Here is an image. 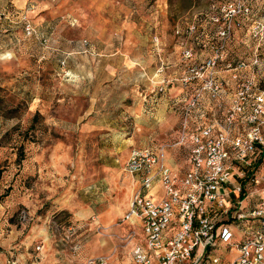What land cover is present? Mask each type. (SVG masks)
<instances>
[{
	"label": "rangeland",
	"instance_id": "374dc122",
	"mask_svg": "<svg viewBox=\"0 0 264 264\" xmlns=\"http://www.w3.org/2000/svg\"><path fill=\"white\" fill-rule=\"evenodd\" d=\"M109 1L127 12L112 10L113 20H103L109 15L100 0H81L80 20H49L47 30L24 11H10L18 20L0 14V52L14 55L0 56V264H88L99 257L109 264L112 252L117 255L137 238L136 233L127 241L134 228L121 230L142 177L124 169L130 152L174 150L181 154L176 174L184 173L187 149L173 144L182 116L171 108L165 80H177L211 53L216 25L206 15L230 0ZM252 7L254 18L264 14V0ZM250 22L234 21L217 65L228 86L216 99L204 91V124L221 123L235 94L228 63H244L238 77L252 78L264 91V36L252 37ZM192 23L196 30L188 34ZM199 32H204L201 54L193 41ZM185 48H192L190 58H184ZM172 116L177 121H170ZM240 125L231 127L230 137L245 135ZM262 155L251 164L232 160L231 167L243 172L247 183L264 167ZM237 173L234 186H239ZM257 187V192L264 188ZM263 219L247 224L260 227ZM228 229L235 234L234 225ZM106 238L114 245L103 252ZM217 245L211 252L221 264L235 258L234 249Z\"/></svg>",
	"mask_w": 264,
	"mask_h": 264
},
{
	"label": "built area",
	"instance_id": "2783aa9c",
	"mask_svg": "<svg viewBox=\"0 0 264 264\" xmlns=\"http://www.w3.org/2000/svg\"><path fill=\"white\" fill-rule=\"evenodd\" d=\"M256 1L230 0L212 6L216 8L215 13L206 15L216 25L217 44L181 79L185 84L192 81L199 84L183 98V105L178 109L182 117L177 145L186 147L189 168L179 177L149 149H133L125 162L128 173H142L141 187L132 195L122 217L123 221L138 222L142 230L144 245L133 246L130 253L133 264H221L220 258L211 252V248L218 247L217 243L236 251L228 264H264V227L247 224L248 219L264 217V193L261 197L264 188L256 205L243 212L240 185L233 184L237 169L231 167L232 160L251 164L264 151V91L255 88L252 78L238 77V69L244 63H228L235 94L221 113V123L204 124V113L199 114L198 107L204 91L216 99L228 86L218 75L217 65L223 58L225 42L235 29L234 21L251 20L252 37L259 41L263 38L264 14L257 19L253 15L252 4ZM25 29L31 30L29 24ZM186 29L191 34L196 25L192 23ZM191 55L189 49L184 50V58ZM236 122L246 127L245 135L230 137V129ZM154 163L157 168L151 173ZM237 175L243 177V172ZM155 180L165 193L159 203L145 195ZM263 180L262 176L253 175L247 183L252 182L258 190ZM231 224L235 234L228 229ZM135 235V229L130 230L127 241ZM88 264H108V260L99 257L88 260Z\"/></svg>",
	"mask_w": 264,
	"mask_h": 264
},
{
	"label": "crops",
	"instance_id": "0c3cea01",
	"mask_svg": "<svg viewBox=\"0 0 264 264\" xmlns=\"http://www.w3.org/2000/svg\"><path fill=\"white\" fill-rule=\"evenodd\" d=\"M98 5L100 8H103L105 10V12L103 13L104 16L106 14L109 15L108 18L104 17L103 20H113L112 10L113 11L117 10L118 14H125L127 12V8L123 4H120L117 6V4L114 5L109 0H100ZM81 7H82L81 0L79 2L73 1V0H0V14L1 15L3 14L5 16L3 20H18V19H15L13 16L11 18L9 17L10 11L11 10H15V11L21 10L25 12V15L28 20H42L41 22L43 23L42 27H44L45 30L48 29L49 20H80L79 17L81 16V13H82ZM6 12H8L9 14H7ZM95 20H101V19H95ZM105 23L107 22L105 21ZM98 25L100 26L99 22H97L96 30L99 29ZM57 34L58 33H56L55 35ZM200 38H204V32H201V33L199 32V35H196L193 38V41H196V44L198 46H199ZM199 47H200L199 51L201 54L202 49H201V46ZM185 49L192 50V48H185ZM9 52L12 53L13 55L12 51H3V52H0V56H8ZM197 54H199V52L196 53L195 55ZM187 69L188 67L186 68V70ZM162 70L163 68L160 67L159 72H161ZM186 75L187 74L185 71V73L181 75L177 80L175 77L169 80H165L167 84L166 86H170L169 93H171V96L169 95L170 97L169 102H171V108L174 109L175 111L178 110L183 105V102H182L183 98L186 97L187 94L190 91H192V89H194L195 87V84L193 85V83H190V82L187 84L183 83L181 79L185 77ZM162 82H164V80H162ZM160 88L165 89L164 86H160ZM199 110H200L199 114L205 113L204 105L201 103L199 104ZM177 119H178L177 116L176 117L172 116L169 120L177 121ZM178 133H179V129H178V123H177V127H176L175 134H174V141H173V144L175 147L177 146L175 142L177 141ZM148 149L151 150L153 153H155L154 155H156V158H158V161H161L165 166L172 169L173 171L178 172L179 169L181 168V165H179L180 161H176V160H181V154L177 153L176 151L174 150L170 152L164 151L162 155H160V153L156 152L153 148H148ZM258 157L254 161L258 160L259 162H261L262 157H263L262 153ZM184 159H186V161L183 160L184 162L183 165L185 166V170H184L185 172L189 168V164L187 163V156H185ZM156 168H157V163H154L153 165H151L149 171L153 173L155 172ZM259 174H264V167L258 168V170H256V173L255 174L251 173L250 176H253V175L257 176ZM238 180H239V185L242 184V186L244 187L243 188L244 193L241 194V201H242L241 210L243 212H248L256 205L259 199L260 193L257 192L254 186L248 189L246 185L249 183H246V179H244L243 177H240V179ZM262 186H264V182H262L261 187ZM139 187H141V183ZM153 188L157 189L155 193L153 191L151 192ZM145 195L149 197L152 202L159 203L164 198L165 193L162 187L160 186V184L157 182V180H155L152 184L151 189L147 191ZM230 197L233 198V194L230 193ZM261 197H262V194H261ZM262 222H264V219L262 220ZM122 225L123 226L121 227V230L123 231L126 229L134 228L137 233L136 235L137 238L134 240V242L129 243L123 251H121L120 253L117 252V255L114 254V252H112L110 254L109 264H133L131 260V254H130L133 246L136 243H141L142 245H144L142 230L138 222L134 220H129V221H125L124 224ZM261 226L264 227V224H261L260 227ZM105 241H106V245L103 248L104 250L103 252H108L113 248L114 243L111 239H107V238L105 239Z\"/></svg>",
	"mask_w": 264,
	"mask_h": 264
}]
</instances>
